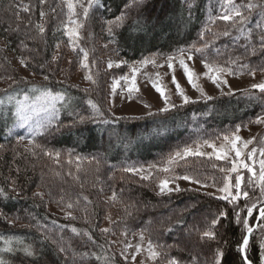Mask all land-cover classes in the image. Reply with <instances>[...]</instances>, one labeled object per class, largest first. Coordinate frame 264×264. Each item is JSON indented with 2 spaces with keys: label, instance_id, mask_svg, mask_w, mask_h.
<instances>
[{
  "label": "trees",
  "instance_id": "obj_1",
  "mask_svg": "<svg viewBox=\"0 0 264 264\" xmlns=\"http://www.w3.org/2000/svg\"><path fill=\"white\" fill-rule=\"evenodd\" d=\"M16 1L0 0V14ZM32 1L42 8L36 9L34 22L19 25L0 15V80L8 83L0 89V260L4 264H126L100 231L103 216L111 208L118 216L120 230L149 232V240L163 256L159 264H200L204 258L201 249L211 246L215 252H223L222 264H243L238 251L246 234L242 221L247 218L253 226L258 209L264 207L262 202L252 204L254 200L248 198L230 203L188 190L160 196L154 192L153 180L142 178L138 169L160 165L178 149L251 124L264 115V93L239 92L189 102L166 112L115 118L106 104L110 74L104 65L109 53L132 63L150 55L177 56L196 45L203 49L194 54L201 61L223 64L236 74L259 71L264 67V46L259 39L264 33L261 1L235 0L249 18L232 27L231 21L218 19L231 7L224 0H93L91 7L88 0H79L77 15L71 18L83 25L76 51L66 47L64 27L70 24L69 13L57 10L64 6L63 0H47L49 6ZM249 2L257 6L251 12L247 9ZM81 4L88 7L86 18ZM41 11L46 13L41 19L43 34L34 25ZM225 31L229 35H223ZM85 52L92 79L82 87L73 79L80 73ZM15 57L24 59L27 70L40 79L21 77L12 64ZM80 81H84L82 75L77 83ZM45 91L60 94L65 100L60 104L58 120L36 142L48 151L80 159V164L98 167L97 172L89 167L81 181L60 174L62 171L39 148L30 156L14 145L13 138H7L22 96L33 97ZM89 100L99 108L100 115ZM80 117H84L82 122ZM186 163L198 168V178L218 179L222 173L220 163L213 160L192 158ZM59 185L68 190L63 200L77 205V218L52 215L38 198L37 193L43 190L60 194ZM107 194L113 199L104 201ZM188 203L198 208L181 217L179 212ZM253 205L248 216L247 209ZM222 212L226 216L213 229L215 238L204 237L203 232ZM189 223L192 234L188 244L174 240ZM254 234L247 255L253 264H259L260 250ZM8 246L13 250L3 251ZM197 246L202 248L195 256ZM25 247H30L34 255L26 256L22 251Z\"/></svg>",
  "mask_w": 264,
  "mask_h": 264
},
{
  "label": "rangeland",
  "instance_id": "obj_2",
  "mask_svg": "<svg viewBox=\"0 0 264 264\" xmlns=\"http://www.w3.org/2000/svg\"><path fill=\"white\" fill-rule=\"evenodd\" d=\"M261 1V6L264 10V0ZM75 2V0H74ZM35 1L32 0H18L14 2L11 6L8 8L2 10L0 15H6L7 17H10L13 19L12 21L17 22V24H25L26 22L30 23L34 22V15L35 11L42 9L40 6L35 5ZM23 4H28L30 7V11L24 12L22 11ZM64 6L57 8L59 13L66 12L68 10L66 3L63 0ZM41 5V4H40ZM49 3L46 0V2L41 5L45 6ZM64 8V9H63ZM56 9V8H53ZM53 9L51 11H53ZM17 13H19L20 19H17ZM69 17V14L67 15ZM73 18V17H72ZM41 17L35 20V26L37 24H43ZM44 27V25H43ZM73 28L75 25L68 24L64 27V32L67 39V45L68 51L75 50L78 47V43L80 41V34L82 31V28L77 29L78 36H74L71 39L66 34L65 28ZM45 29V28H44ZM111 47V46H110ZM109 57L105 60L104 69L110 74V83L108 85V98L106 100L107 108L110 114L115 117H142L146 115H150L156 111L162 112L161 109L165 107L164 100L161 98L159 93L153 88V82L157 83L158 86H160L164 92L165 96L168 97L169 105H175V106H181L185 105L182 102V99L179 95H177L176 91V85L173 84V75H175L176 80L178 81L180 88L182 89L183 93L189 97L190 102H201V101H207L215 98H222L226 97L228 95H234L239 92H250L253 90L251 86L254 84H259L264 82V71H252L249 73H240L236 74L231 69L227 68L223 64H216L217 66L224 67L228 70L227 73H221L220 79L226 81L225 84H220L219 87L216 86V84H213L205 75L206 69L203 67V63L201 60L196 58L194 56V59L189 61L187 59V53L181 57L180 55L174 56L177 58H183L185 60L186 65L194 72V82L198 85L200 89H202L204 95H201V92L198 90H195L187 81V79L184 76L183 69L181 68L178 59H175L172 61L173 67H174V73L169 70L168 68V57L164 56H158V55H150L140 61L127 63L124 59H121L120 57L113 56L112 53H109ZM27 57V55H26ZM25 58V57H22ZM28 60V58H25ZM154 60L155 64L148 63L147 65H144L141 63L143 60ZM21 58L15 57L12 60L13 67H16L18 70V73L26 80L30 81H38L40 77L35 75L34 73L27 70L25 66H22L20 63ZM30 61V60H28ZM111 63V67H109V64ZM83 64H87V62L83 59L80 63V73L78 72V75L73 79L75 85H81L82 87H87V80L85 79L86 75H89V66L84 67ZM212 64V63H211ZM88 65V64H87ZM133 68L139 69V71L135 74V84L137 91L132 92L129 94L128 87L130 86L131 77H132V70ZM264 69V67L262 68ZM15 72V71H13ZM255 73L254 75L252 73ZM80 75L83 76L84 81H80L77 83V81L80 79ZM123 77H128V80L123 79ZM83 82V83H81ZM8 85L7 80H0V89H2L4 86ZM51 93V92H50ZM42 94V93H41ZM41 94L33 97L29 96H22V98L19 101H24L25 97H27L26 103L30 106H35L37 110L41 109L42 102L37 99V97H40ZM53 96L60 95L51 93ZM260 94H263L260 92ZM61 96V95H60ZM207 97H211V99H207ZM62 101L57 102L55 105L56 111L55 113L52 112H44V111H38V113H34L31 109L26 110L25 115L29 117L27 122L25 124H21L20 120L17 118V116L14 113L15 121L12 127L7 132V138H13L15 141L13 142L15 146H19L22 149L25 150L26 154H29L30 156H34L35 152L34 150H37L36 148H33L32 151H29L28 149L32 146L28 145L27 139L20 141L19 136H25L27 138H31L29 134H33L34 130L36 129L38 123L47 124L49 118H51L53 115L55 118L52 119V123L50 126H48L45 130V132L58 120L59 114H60V104ZM147 105V106H146ZM18 107V104L16 105V109ZM173 109V107H170L169 110ZM168 110V111H169ZM264 117L263 116H259ZM257 118V119H258ZM256 119V120H257ZM254 120L251 124L238 127L235 130H233L230 133H226L223 136H220L219 138L212 139V140H206L215 145L216 150H223L225 152V158L223 159H217L216 158V150H214L211 147H208L207 144L202 142H198L195 145L187 146L181 149L176 150L172 154H170L162 164L160 165H150L141 167L138 169L140 172V175L144 177H148L147 179L153 180V187L154 192L157 195L160 196H167L171 193H175L176 191L166 192L164 194L160 193L159 190V184L162 180H169V188L175 189L177 186L181 189V191L188 190L193 191L200 194H205L206 196H210L213 198L220 199L221 196L224 194L219 192L217 189L219 187H223L224 185V178L226 176L231 178V182L235 183V177L239 174L243 177L241 188L242 190L248 191L250 193L249 199L254 200L252 204H257L262 202L264 204V195L261 194V187H260V181H259V174H260V161L264 160V157L260 155V150L264 149V123H256ZM239 129V131H237ZM44 132V133H45ZM233 134L238 135L241 138V142L238 143V147L241 149V156L239 160L235 159V153L231 151V143L228 140H225L224 137L228 136L231 138ZM41 135H36L35 140L39 138ZM253 140L252 144H249L247 148L243 147V141L247 140ZM256 148L257 152L254 155L253 159H248V153L251 151L252 148ZM185 148L191 149L193 153L199 151L201 155H183V150ZM2 150V149H0ZM23 150V151H24ZM53 155L52 156H46L52 163L53 166H55L57 169H60L62 172L60 174H65L67 177L71 178H78L80 181L83 180L87 170L89 167H93L90 165L83 164L78 161H81L80 159L69 157L66 154L56 152V151H50ZM176 152L181 153V157H176ZM59 154V157L57 158L56 154ZM65 156V159H64ZM175 157L174 162L170 163V158ZM192 158H204L205 160H213L214 162L220 163L219 168L228 169L230 170L233 166V163L235 162L239 167L237 172H231V171H222L220 178L218 179H209V178H198L196 177V170H198L197 167H188V163H186V160L192 159ZM247 163L249 167H252L256 173V176L253 178L252 173H250L246 168H244L242 165ZM95 171H98V167H93ZM169 168L170 171L165 172L163 169ZM157 172L158 176L154 177V173ZM182 175H190L194 177L195 179H199L202 182H204L207 186L203 187L201 185L195 184V183H189L188 181H185L183 179H174L175 176H182ZM145 179V180H147ZM77 183H79L77 181ZM50 188V187H47ZM67 187L59 185L60 194L57 193H46L45 190L39 192V197L41 200L44 201L46 205V209L49 213L52 215L58 216L62 219H75L78 216H80L79 209L75 203H72L71 201H65L63 200L64 197H67L68 190ZM80 189V188H79ZM99 191H101L100 187H97ZM52 190V189H51ZM233 194L235 193V188L232 189ZM50 196V198H48ZM112 195L107 194L103 197V200H112ZM224 200V199H223ZM245 200L244 197L241 196V198L238 201ZM228 201V200H226ZM71 204L72 207L69 208L68 205ZM198 208V205L188 203L184 206V209L181 210L179 213L183 217L184 215L191 214L192 212H195ZM261 208V207H260ZM259 208V209H260ZM258 209V210H259ZM184 215H183V214ZM167 216H169L167 214ZM117 214L114 210H111L109 208L102 219V223L100 225V231L102 234H104L109 243L113 245L114 250L119 255L120 259L124 261L126 264H159L161 261V257L163 258L162 253L159 252L160 248L153 242L152 248H149V242H150V234L147 233L146 230H136L132 232H128L126 230H120L117 223ZM165 222H168V219L166 215H164ZM251 220V219H250ZM11 221V220H10ZM194 220H191L193 222ZM12 225L16 226V221H11ZM181 223L180 222H177ZM187 224V226L179 233L178 235H175L174 240L181 242V243H187L191 238L192 232L190 231L191 224ZM167 225V223H165ZM254 224V223H253ZM252 227V226H251ZM102 229H107V232H103ZM254 238L257 240V243L259 245L260 250V259L262 256H264V249H262L261 245L264 243V220L261 222L260 225L255 229ZM141 235L143 236V239H141ZM189 239V240H187ZM212 243V242H211ZM213 245V243H212ZM137 246H139V251H137ZM202 248V247H201ZM201 248H195V256L196 254H199L198 251ZM203 250L202 253L204 254V258L201 260L200 264H214V256L216 254L215 249L213 246L201 249ZM200 250V252H201ZM217 250V249H216ZM155 251L158 253L157 256L153 257L152 252ZM192 252V251H191ZM215 252V254H214ZM194 254V253H193ZM133 256H135V259H133ZM259 259V264H260ZM173 261H169L166 264H172Z\"/></svg>",
  "mask_w": 264,
  "mask_h": 264
},
{
  "label": "snow or ice",
  "instance_id": "obj_3",
  "mask_svg": "<svg viewBox=\"0 0 264 264\" xmlns=\"http://www.w3.org/2000/svg\"><path fill=\"white\" fill-rule=\"evenodd\" d=\"M46 2V0H39V3L41 5H43ZM64 2L67 5L68 8V13H69V20L71 22V24L75 25V27L73 28H65L66 34L69 36V38L71 39L74 36H78V32L77 29H79L80 27H82L83 25L81 23H79L77 20H73L71 19L73 16H76V4L79 3V0H64ZM137 0H133V3H136ZM93 3V0H88V7H91ZM224 3L226 5L231 6L230 8H228L227 10H225L224 14L220 17H218V19H223L224 21H231L232 22V27H236L237 24H244L247 22L248 20V15L245 14V12L242 10L241 7L236 6L235 4V0H224ZM81 7L83 8V13L85 18L87 17L88 14V7H84L81 4ZM257 7L256 5L252 4L251 2H249L247 4V9L249 12H251V10L253 8ZM22 11L24 12H28L30 11V7L28 4H23L22 6ZM54 11V9H53ZM46 13L44 11L40 12V16L41 19H43L45 17ZM239 18L238 20L236 18ZM17 19L19 20V13H17ZM118 19H122V17L118 18ZM30 23V21H29ZM27 27V24L25 25ZM38 30L40 34H43L45 29L43 27L42 24H37L35 26ZM223 35L227 36L229 35L228 31L223 32ZM260 43L262 46H264V33H261L260 35ZM206 47V46H205ZM203 49L201 47H198L196 45H193L191 49L188 50L187 52V59L189 61L194 59V54L201 52ZM185 54L184 50H181V57H183V55ZM87 52L84 53V60H87ZM55 59V58H54ZM178 59V62L181 66V68L183 69V73L185 78L187 79V81L189 82V84L195 89L201 92V95H204L202 89H200L198 87V85L194 82V72L186 65L185 60L183 58H177L174 56H169L168 57V68L170 71H172L174 73V67H173V63L172 61ZM20 63L22 66H27L26 62L24 59L20 60ZM142 64L147 65L148 63H153L155 64L154 60H143L141 61ZM203 63V67L206 69V73L205 75L207 76V78L213 83L216 84L217 87L220 86V84H225L226 81L220 79V74L221 73H227L228 70L224 67L221 66H217L215 64H211L207 61H202ZM84 67H87V64H83ZM111 63L109 64V67H111ZM262 71H264V69H261ZM139 71V69L133 68L132 70V77H131V83L130 86L128 87V92L129 94H131L134 91H137L138 89L136 88V84H135V74L136 72ZM253 75L255 74L254 72L252 73ZM44 79L47 81L49 78L48 76H45ZM86 80H91L92 76L91 75H86L85 76ZM123 79L128 80V77H123ZM173 84L176 85V91H177V95H179L182 99L183 104H188L190 102L189 97L186 96L182 89L180 88V85L178 83V81L175 78V75H173ZM253 89H258L261 93H264V82L259 83V84H254L251 86ZM153 88L159 93V95L161 96V98L164 100L165 103V107L161 109L162 112H166L169 110L170 107H176L175 105H169L168 102V97L165 96V92L164 90L158 86L157 83L153 82ZM27 97H25L24 101H19L18 102V107L16 109L15 115L17 116V118L20 120L21 124H25L27 122V120L29 119L28 116L25 115L26 110L31 109L34 113H38V111H44L46 113L48 112H52L55 113L56 108L55 105L57 102L63 101L65 100V98L63 96L60 95H55L53 96L50 92H43L41 94L40 97H37L38 100H40L42 102V107L41 109L37 110L35 108V106H30L26 103L27 101ZM207 99H211V97H207ZM89 105L91 107H93L95 109L96 115H100V111L99 108L92 103L91 100L88 101ZM147 106V105H146ZM55 118L54 115L49 118L47 124H43V123H38L36 129L34 130L33 134H29L31 136V138H27L25 136H19V140L23 141L25 139H27V143L28 145L32 146L31 148H29V151H32L33 148H39L44 155L46 156H52L53 154L48 151L47 149H45L43 147V145L38 144L35 140V136L36 135H43L46 128L48 126L51 125L52 123V119ZM81 122L84 120V117H80ZM256 123H264V117H260L258 118L256 121ZM59 130V126H57V131ZM237 131H239V129H237ZM225 140H228L231 143V151H233L235 153V159L239 160L240 156H241V149L237 146L239 142H241V138L238 135L233 134V136L231 138H229L228 136L224 137ZM205 144H207L208 147L215 149V145L209 141H204ZM243 147L247 148L249 144L253 143V140L249 139L247 141H243ZM257 152V149L254 147L251 149V151L248 153V159H253L255 153ZM183 155L184 156H188V155H201V153L199 151L193 153L191 151V149L189 148H185L183 150ZM225 152L221 149V150H216V158L219 159H223L225 158ZM260 155L262 157H264V149L260 150ZM57 158L59 157V154H56ZM176 157H181V153L180 152H176L175 154ZM175 157L170 158V163L174 162ZM244 168H246L250 173H252V177L254 178L256 176V173L254 171V169L252 167H249L247 163L242 165ZM238 165L234 162L233 166L230 170L228 169H223L221 168V171H231V172H237L238 171ZM165 172L170 171L169 168H164L163 169ZM125 171H135L134 169H125ZM144 179H147V177H142ZM174 179H183L185 181H188L189 183H195L198 185H201L203 187H206L207 185L202 182L199 179H195L194 177L190 176V175H182V176H175ZM242 181H243V177L240 176L239 174L235 177V183L233 184L231 182V178L226 176L224 178V185L223 187H219L217 190L221 193H223L224 195L220 197V199H224V200H228L230 203L234 202V201H238L241 196L244 197L245 199H248L250 197V193L248 191L242 190L241 185H242ZM259 181H260V187H261V194L264 195V160L260 161V174H259ZM233 187L235 188V193L233 194L232 189ZM159 190L161 194H164L166 192H171V191H181V189L179 188V186H177L175 189H171L169 188V180L165 179L162 180L159 184ZM0 193H2V190H0ZM37 195H40L39 193H37ZM255 205H253L252 207H249L247 209L248 212V216L252 215V211H253V207ZM69 208L72 207L71 204L68 205ZM226 213H220L219 217L216 219H213L211 221V228H209L208 230H205L203 232V236L207 237V238H215V232L213 231V229L216 227V225L219 222V219L222 217H225ZM259 216L261 220H264V207H261L259 209ZM237 220H240V216L239 213H237ZM244 228L246 230V234L243 236L242 238V242L238 245V251L243 259V264H253V262L250 260V258L247 255V248L250 242V236L253 234V228L250 226L249 224V220L247 218L243 219L242 221ZM103 232H107V229H102ZM141 239H143V236L141 235ZM8 244H10V242H6ZM262 249H264V243H262L261 245ZM149 248H152V244L151 241L149 242ZM13 249L8 246L5 247L3 249V251L6 252H11ZM62 252L64 251L63 248L60 249ZM22 251L25 253L26 256H33L34 252L30 247H25L22 249ZM137 251H139V246H137ZM158 253L153 251L152 252V256L155 257L157 256ZM223 252L221 250H217L215 256H214V264H222V257H223ZM133 259H135V256H133ZM0 264H4V262L2 260H0ZM172 264H175V261L172 262ZM260 264H264V256L261 257L260 259Z\"/></svg>",
  "mask_w": 264,
  "mask_h": 264
},
{
  "label": "water",
  "instance_id": "obj_4",
  "mask_svg": "<svg viewBox=\"0 0 264 264\" xmlns=\"http://www.w3.org/2000/svg\"><path fill=\"white\" fill-rule=\"evenodd\" d=\"M260 216H259V211H258V216H257V219L255 221V223L253 224L252 228H253V232L255 231V229L258 227L259 225V222H260ZM242 258V257H241ZM243 260V259H242Z\"/></svg>",
  "mask_w": 264,
  "mask_h": 264
}]
</instances>
